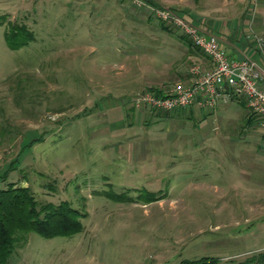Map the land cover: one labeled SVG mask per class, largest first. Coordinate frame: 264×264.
Segmentation results:
<instances>
[{"label":"rangeland","instance_id":"1","mask_svg":"<svg viewBox=\"0 0 264 264\" xmlns=\"http://www.w3.org/2000/svg\"><path fill=\"white\" fill-rule=\"evenodd\" d=\"M13 26L15 41L31 34L16 49ZM171 29L134 0H0V188L84 213L71 235L29 233L10 264H238L264 252V128L244 106L140 121L147 67L190 65Z\"/></svg>","mask_w":264,"mask_h":264},{"label":"built area","instance_id":"2","mask_svg":"<svg viewBox=\"0 0 264 264\" xmlns=\"http://www.w3.org/2000/svg\"><path fill=\"white\" fill-rule=\"evenodd\" d=\"M148 5L157 19L175 28L189 39L209 61L204 68L191 64L189 80L176 81L169 87L147 89L136 97V106L150 110L171 112L197 106L214 107L218 101H243L249 113L264 122V37L247 35L253 56H229L219 45L218 37L188 21L182 14L145 0H134Z\"/></svg>","mask_w":264,"mask_h":264},{"label":"crops","instance_id":"3","mask_svg":"<svg viewBox=\"0 0 264 264\" xmlns=\"http://www.w3.org/2000/svg\"><path fill=\"white\" fill-rule=\"evenodd\" d=\"M204 2L207 3L205 0ZM212 3L213 5L204 6L197 4L194 6L190 5L186 11L180 7L181 10L177 9V11L181 12L185 19L196 24L206 32L214 33L218 37L220 47L229 56L234 58H242L246 55L253 56V50L251 49V43L248 41L247 35L254 33L264 37V0H212ZM178 5L179 3L175 6ZM166 8L170 9L171 7ZM211 9L214 10V12H212ZM181 40L182 51L180 59L177 60L178 62L182 63L183 61V63L186 62L188 65L199 64L204 68L210 66L207 58L197 48L191 45L189 40L185 38ZM156 67L160 69V65ZM156 67L149 66L144 72L143 78L146 82V87L149 89L160 88L161 86L156 87L158 85H162V88H166L176 81L181 80L187 82L189 80V67L187 66L185 68L179 67L180 69H170V71L164 75L159 73L160 71L156 69ZM156 70L158 71L157 73ZM140 92L141 91L136 92L135 94ZM240 105L244 106L246 110L247 124L255 123L258 127L264 128V122H260L253 117L243 101L236 99L228 102L218 101L212 108L202 109L197 106H192L187 109L171 112L138 107L144 109L138 113V116L140 117V121L141 117L152 118L157 115L166 116L167 120H177L187 117L200 121L205 117L220 115V113H225L235 106ZM261 136V141H264V133H262ZM259 148L261 152L264 153V146Z\"/></svg>","mask_w":264,"mask_h":264},{"label":"trees","instance_id":"4","mask_svg":"<svg viewBox=\"0 0 264 264\" xmlns=\"http://www.w3.org/2000/svg\"><path fill=\"white\" fill-rule=\"evenodd\" d=\"M145 1L156 4L152 0ZM159 25L167 32L172 31L171 27L160 20ZM17 28L18 26H13L8 32H4L5 40L12 49L24 45L26 42L23 39L31 38V34L26 33L22 40L15 41L14 36L19 33ZM181 37L187 39L182 35ZM32 144L33 140L29 146ZM83 216V212L66 200L58 204L40 203L28 186L8 182L6 187L0 188V264H10L12 253L23 245L29 233L35 232L44 238L71 235L82 229ZM164 264H219V262L217 258L202 256ZM238 264H264V252L251 255Z\"/></svg>","mask_w":264,"mask_h":264}]
</instances>
